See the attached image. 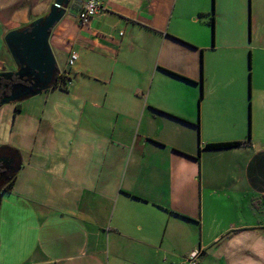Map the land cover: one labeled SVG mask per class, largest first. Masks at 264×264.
Here are the masks:
<instances>
[{
  "label": "crops",
  "instance_id": "1",
  "mask_svg": "<svg viewBox=\"0 0 264 264\" xmlns=\"http://www.w3.org/2000/svg\"><path fill=\"white\" fill-rule=\"evenodd\" d=\"M53 1L0 0V72ZM84 1L50 31L62 89L0 108V264H264V0Z\"/></svg>",
  "mask_w": 264,
  "mask_h": 264
},
{
  "label": "water",
  "instance_id": "2",
  "mask_svg": "<svg viewBox=\"0 0 264 264\" xmlns=\"http://www.w3.org/2000/svg\"><path fill=\"white\" fill-rule=\"evenodd\" d=\"M68 3L69 0H54L45 16L33 20L27 27L5 34L3 41L17 70L1 72L0 80L10 81L15 77L19 82L12 84L8 94L0 97V107L52 88L58 69L49 36L53 26L64 15ZM0 159L6 161L5 158ZM15 170L13 167L11 173Z\"/></svg>",
  "mask_w": 264,
  "mask_h": 264
},
{
  "label": "trees",
  "instance_id": "3",
  "mask_svg": "<svg viewBox=\"0 0 264 264\" xmlns=\"http://www.w3.org/2000/svg\"><path fill=\"white\" fill-rule=\"evenodd\" d=\"M207 25L210 28V30L212 32L211 34L213 36V26H214V24H213L212 14H210L208 16ZM173 39H175L177 41H180L182 43H185V42H183V41H181L179 39H176V38H173ZM185 44H187V43H185ZM248 67H250V60L248 62ZM63 78H64V76L57 75L56 76V81H54L52 87H56L58 89H62V84H64ZM0 81H2V82H0V95L8 93V89L10 87V83L6 84L5 82H8V81H6V80L3 81V79L0 80ZM5 87H7V89ZM195 126L197 127V125H195ZM245 143L246 142H241V141L213 142V143L204 144L202 148L204 150H228V149L242 147L243 145H245ZM14 181H15V175L14 174L5 175L4 173H2L0 171V192L11 193ZM198 263H199V260H198Z\"/></svg>",
  "mask_w": 264,
  "mask_h": 264
},
{
  "label": "built area",
  "instance_id": "4",
  "mask_svg": "<svg viewBox=\"0 0 264 264\" xmlns=\"http://www.w3.org/2000/svg\"><path fill=\"white\" fill-rule=\"evenodd\" d=\"M101 0H86L78 12V20L81 24H86L92 17H94L101 9ZM76 59L75 54H71L68 58L67 64L71 66ZM199 252L194 250L190 252L186 259L179 264H198Z\"/></svg>",
  "mask_w": 264,
  "mask_h": 264
},
{
  "label": "rangeland",
  "instance_id": "5",
  "mask_svg": "<svg viewBox=\"0 0 264 264\" xmlns=\"http://www.w3.org/2000/svg\"><path fill=\"white\" fill-rule=\"evenodd\" d=\"M54 2V1H53ZM208 41H209V46H211L212 45V41H211V33L209 32V39H208ZM233 53H234V57L233 58H238V57H240V52H237V51H233ZM241 58H243V62H242V65H243V72H244V75L246 76L245 77V79H246V85H245V89H244V91H246V94L248 93V82H249V80H248V78L250 77V74H251V71H252V68L251 67H248V62H249V58H250V56H249V52L248 51H241ZM17 68H16V66L13 64V67H12V70H14V71H7V72H16L15 70H16ZM226 70H229V69H226ZM226 72V71H225ZM1 73V72H0ZM227 75H229V73L231 74L232 73V71L230 72V70L229 71H227ZM249 76V77H248ZM230 89H231V87H230ZM9 105H13V104H7V105H3L2 106V108H3V110L5 109H9ZM1 108V107H0ZM246 116V115H245ZM221 118H222V120H223V122H222V124H221V126H219V131L220 132H222V133H229V132H231V130H232V126L230 125L231 124V122L230 121H228L227 122V124H226V122H225V117L222 115L221 116ZM9 121H10V118H9ZM246 135H248V129H247V133H246ZM217 142V141H216ZM0 201H1V198H0ZM194 251V250H193ZM192 252V251H191ZM189 254V253H188ZM199 257V256H198ZM186 259V258H185ZM184 259V260H185ZM183 260V261H184ZM181 263V262H180ZM179 264V263H178Z\"/></svg>",
  "mask_w": 264,
  "mask_h": 264
},
{
  "label": "flooded vegetation",
  "instance_id": "6",
  "mask_svg": "<svg viewBox=\"0 0 264 264\" xmlns=\"http://www.w3.org/2000/svg\"><path fill=\"white\" fill-rule=\"evenodd\" d=\"M17 70V69H16ZM15 70V71H16ZM4 81V80H3ZM0 82H2V81H0ZM19 81H18V79L17 78H15V77H12V79L10 80V81H8V82H5L6 84H9L10 83V86L12 85V84H15V83H18ZM5 85V84H4ZM6 89H7V87H5ZM8 93H6V94H3V95H7ZM2 95H0V97H1ZM3 164H6V165H8V167H9V169H6V170H3L2 169V167H5V165H3ZM13 168V164L11 165V164H9L8 162H6V161H3L2 159H0V171L2 172V173H4L5 175H8V174H10L11 173V169Z\"/></svg>",
  "mask_w": 264,
  "mask_h": 264
}]
</instances>
